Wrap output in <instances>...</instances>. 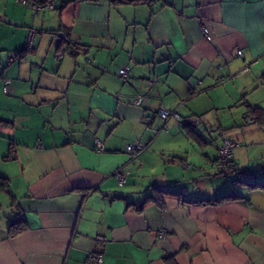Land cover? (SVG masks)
Returning a JSON list of instances; mask_svg holds the SVG:
<instances>
[{
    "label": "crops",
    "instance_id": "0c3cea01",
    "mask_svg": "<svg viewBox=\"0 0 264 264\" xmlns=\"http://www.w3.org/2000/svg\"><path fill=\"white\" fill-rule=\"evenodd\" d=\"M262 75L264 0H0V264H264Z\"/></svg>",
    "mask_w": 264,
    "mask_h": 264
},
{
    "label": "built area",
    "instance_id": "2783aa9c",
    "mask_svg": "<svg viewBox=\"0 0 264 264\" xmlns=\"http://www.w3.org/2000/svg\"><path fill=\"white\" fill-rule=\"evenodd\" d=\"M56 0H16L17 3H19L22 6H26L30 8L34 14H38L40 11H52L54 9V4ZM201 25V30L202 33L204 34V37L206 40H210L209 32L206 26L202 22H200ZM34 32H30L29 36V48L32 45V38H33ZM55 41L61 45V48L57 51L55 58H60L64 56L67 52L69 51H76L78 53V50L75 49L73 46V42H71L68 37L65 34H56L54 36ZM235 55L237 57H242V52L240 50H237L235 52ZM16 60V57H11L9 59V63H12ZM128 72L129 68L124 67L119 70V75L121 78L126 79L128 77ZM156 80H154L155 82ZM4 88L3 92L7 93L8 91V85L10 84L9 80H4L3 81ZM143 100L141 98H136L134 101V105H142ZM158 116L162 120H166L169 116L174 115L177 118V115L165 110L163 107H160L157 112ZM95 145L99 148V150H102V146L99 142H95ZM238 147V143L228 140V139H222L221 145L218 148V156H217V169L220 171H226V170H231L233 169L232 166V155L234 149ZM145 149L144 144L142 143H137V144H131L127 145L125 150L126 153L128 154V157L130 160H133L139 153H141ZM128 172L121 170L117 171L114 175L116 179L118 180L119 185H124L126 182V176ZM166 235L165 230H161L158 233V238H163ZM105 239L102 236L97 235L95 238V243L96 245H101L103 244ZM103 256L100 252H91L88 257H87V262L88 263H93V264H101L102 263Z\"/></svg>",
    "mask_w": 264,
    "mask_h": 264
},
{
    "label": "trees",
    "instance_id": "16d2710c",
    "mask_svg": "<svg viewBox=\"0 0 264 264\" xmlns=\"http://www.w3.org/2000/svg\"><path fill=\"white\" fill-rule=\"evenodd\" d=\"M60 48H61V45H60ZM262 81H264V75H262ZM251 113L256 114L255 117L256 116L259 117V116H261L262 111L259 109H253V110H251ZM231 161H232V166H233V159L232 158H231ZM250 186L264 189V184H254V185H250ZM6 187H7L6 179L0 177V190L5 189ZM159 193H161V192H159V191L154 192V195H151L149 197V199H151L152 201H154L156 203H159V196H158ZM164 193H167V192H164ZM239 198L240 197L237 195H228L226 197H222V198L217 199L216 202L219 203L223 199H234L235 200V199H239ZM25 229L26 228L22 225V223H19V222L15 223L9 228V234L8 235L9 236H15V235L19 234L20 232L24 231Z\"/></svg>",
    "mask_w": 264,
    "mask_h": 264
}]
</instances>
